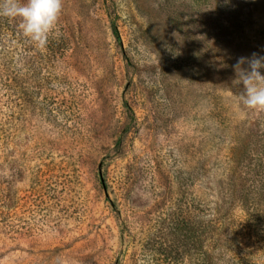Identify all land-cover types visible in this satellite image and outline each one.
Wrapping results in <instances>:
<instances>
[{
	"label": "rangeland",
	"instance_id": "374dc122",
	"mask_svg": "<svg viewBox=\"0 0 264 264\" xmlns=\"http://www.w3.org/2000/svg\"><path fill=\"white\" fill-rule=\"evenodd\" d=\"M167 1L63 0V50L32 51L50 104L22 109L29 66L0 83V264H200L186 227L220 198L247 250L213 264H264V112L232 67L264 55V0Z\"/></svg>",
	"mask_w": 264,
	"mask_h": 264
},
{
	"label": "trees",
	"instance_id": "16d2710c",
	"mask_svg": "<svg viewBox=\"0 0 264 264\" xmlns=\"http://www.w3.org/2000/svg\"><path fill=\"white\" fill-rule=\"evenodd\" d=\"M201 1L202 0H196V5H198ZM167 3L168 6H170L169 4H172L171 0H168ZM169 17L170 22L173 26L176 27V29L181 28L182 17L180 13L177 12V9L170 11ZM19 22V18H8L0 16V78L2 80L0 81V83H4V86L6 85L8 87H12V85L14 87L16 83V85L20 86L18 88V92L25 93L26 88L23 87L22 84V82L25 83V78H22L21 81V78L15 75L9 76L8 78L6 77L9 74L8 71H11L10 69H12L14 66H29L31 73L28 81L29 79L30 82L32 81V85L34 86V89L38 90V92H36L38 94L34 99L35 91L28 92L29 103H24L21 107L22 109H27L26 106H28L33 113H36L41 104L48 106L52 101V98L48 94L45 95L43 93V89L39 85V81L36 79L40 76L41 66L43 64V51L41 49H38L37 52H35L36 55L32 54L33 48H35L36 46L32 41L22 35L18 27ZM7 30H11L10 36H6ZM15 38L18 41L23 39H25V41L27 40V43L29 45L26 46L29 49L31 48V54H28L29 57L26 55L27 53H15L14 55V51L11 50L10 57L8 56L9 52L6 49L9 48L13 50V48H10L9 44H12ZM45 47V55L48 56H55L58 51H61L64 48L61 43L57 42V40H54L53 42H51V40H48ZM31 56L38 59L31 60ZM10 81L12 82V85L8 84V82ZM19 98L21 99V102L24 101V96L22 94L19 95ZM4 130V116L0 115V135L3 134ZM0 168H3V166L0 165ZM254 214V216H256V212ZM256 217L259 218L260 215H257ZM262 224L264 228V220ZM235 226V222L230 217V208L229 206L223 204L221 198L220 201H217L216 205L213 208L211 206L202 208L198 226L194 228L193 226H191V224H188L186 227L189 232V238H195L197 248L198 250H200V264H213V255L215 254V251L226 252L234 249L240 251L247 250L245 248V243L243 241H238L239 239L237 240L240 235L239 233H236ZM164 256L167 257L168 254L166 253ZM166 260H168L169 263L173 261L171 256L167 257Z\"/></svg>",
	"mask_w": 264,
	"mask_h": 264
},
{
	"label": "clouds",
	"instance_id": "9594fccd",
	"mask_svg": "<svg viewBox=\"0 0 264 264\" xmlns=\"http://www.w3.org/2000/svg\"><path fill=\"white\" fill-rule=\"evenodd\" d=\"M63 0H0V16L19 18V29L25 38L43 48L56 29ZM234 82L242 91L239 100L244 108L264 112V55L253 52L237 58L232 66Z\"/></svg>",
	"mask_w": 264,
	"mask_h": 264
}]
</instances>
